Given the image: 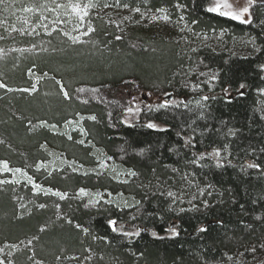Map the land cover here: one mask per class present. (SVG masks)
Listing matches in <instances>:
<instances>
[{
  "label": "trees",
  "instance_id": "16d2710c",
  "mask_svg": "<svg viewBox=\"0 0 264 264\" xmlns=\"http://www.w3.org/2000/svg\"><path fill=\"white\" fill-rule=\"evenodd\" d=\"M113 1L167 8L177 26L184 22L194 32L223 31L225 46L191 48L143 30L116 39L101 21H95L84 44L69 43L58 32L44 35V25L35 38L17 36L15 30L23 28L18 18L22 9L43 11L40 6L49 0L0 3V44L6 46L0 80L7 85L0 88V158L30 168L42 184L68 194L78 187L109 189L124 193L128 201L92 208L77 199H56L65 213L58 218L55 199L29 192L22 181L0 183V246L6 244L0 260L82 264L72 254H83L88 247L104 257L93 264H264V0H254L249 23L207 12L211 0ZM240 37L252 39L256 48L231 50ZM19 40L47 48L36 53L8 50ZM30 67L46 68L61 79L69 98L52 80L32 94L12 91L26 83ZM209 77H215L210 86ZM134 78L142 89L170 91L171 99L164 98L177 105L157 109L160 102L142 103L137 119L126 122L129 89L141 90ZM192 81L200 87H191ZM77 113L83 115L85 145L75 134L68 137L59 130ZM149 122L164 130L148 128ZM43 142L85 163L93 160L96 146L136 175L126 181L108 173L45 172L36 167L46 156ZM212 150L220 151L222 163L210 155ZM252 163L260 167L249 168ZM190 181L204 193L194 206L177 207L169 188ZM109 219L117 221V231ZM29 240L35 245L34 259L28 247H11Z\"/></svg>",
  "mask_w": 264,
  "mask_h": 264
},
{
  "label": "rangeland",
  "instance_id": "374dc122",
  "mask_svg": "<svg viewBox=\"0 0 264 264\" xmlns=\"http://www.w3.org/2000/svg\"><path fill=\"white\" fill-rule=\"evenodd\" d=\"M119 1V0H117ZM89 0H49L44 5L47 6V10L43 11L41 9H32V11H26V9H22V13L18 15L19 21L22 23L23 28L17 31V36H25L31 35L32 38L38 36L41 32L47 34H51L53 32H58V34L65 38L69 43H77L84 44L88 43L92 33L95 31V21H101L104 26H106L109 30L113 31L114 38H121L122 35L130 33L131 31L143 30L149 36H158L166 39L167 41H172L179 43V45L190 46L191 48L198 45H209L214 46L215 48L225 46V33L223 31H218L217 33H200L194 32L189 29V27L184 23H180L178 26L175 24V17L172 16L171 12L167 8H157L155 10L144 8V7H131L128 5H121L119 2H114L113 0H92L95 4V7L88 9V15L84 17L81 21L76 13H74L71 7L67 8H59L56 11H52L51 9L55 8L56 4L68 5L79 3L81 6L87 4ZM215 0H211V6H213ZM222 2V0H221ZM229 3H232L235 8H241L247 6V0H228ZM107 5V6H106ZM139 9L137 12L135 9ZM167 16L168 19H164ZM43 17V18H42ZM155 17V19H154ZM251 18V6H249V13L246 14L245 19L250 20ZM58 21V23L56 22ZM264 21V18H263ZM43 25H47L46 30L43 31ZM89 27L94 29L93 31H88ZM42 30L40 31V29ZM29 31V32H28ZM67 33V35H65ZM86 33V34H85ZM33 34V35H32ZM70 36L78 37V40L74 42L70 39ZM236 40L231 43L229 47L231 50L237 53H248L253 51L256 48L253 40L249 37H240L235 38ZM32 42L27 44V40H19L16 43H10L9 47L11 51H32L42 52L43 49H46L47 46L43 45H35L33 40ZM4 43L0 44V55L6 49ZM7 50V51H8ZM5 53V52H4ZM27 81L25 84H22L19 87H13L12 91L25 92L28 94H32L37 90L41 89V86L46 81H59L57 83L60 90L61 86L63 90L67 92L65 88V84L59 78L54 77L48 69L43 68V70L39 71L34 67H30L26 71ZM134 81L141 88V90H135L134 88L129 89L131 93L130 100L127 103L124 112V119L126 122H132L137 119L139 110L141 108L142 103H157L165 100L164 93H170L168 90H159V91H151L142 89L143 86L140 83V80L134 78ZM195 81V80H194ZM191 82V87L199 88L201 84L199 82ZM213 77H209L206 80L208 86L212 84ZM0 83L1 80H0ZM42 83V84H41ZM198 85V87H197ZM33 87L35 90H33ZM28 89V91H24ZM261 93V105L264 107V89L260 90ZM168 99V98H167ZM171 99V98H170ZM128 108H132V112L129 113L127 111ZM83 119V115L80 113L75 114L73 118H67L62 122L59 130L63 135H67L68 137L76 136L77 141H83V144H87L85 140V131L81 127V121ZM150 123V122H149ZM159 126L156 122H151ZM55 128V126H52ZM43 151L45 153V157L42 161L38 162L36 167L42 168L45 172H77V173H108L115 180H130L134 176L130 175L131 172L129 169H125L117 165L113 160L109 159L107 155L96 146L91 151V155L93 156V160L89 163H85L78 158L67 155L65 151L62 149L55 147L47 142H43ZM216 150L210 151V155L215 159L217 163H222V155L220 153L219 157H215L212 153ZM220 152V151H219ZM93 153V154H92ZM0 162H8L4 159L0 158ZM8 165V163H7ZM9 170H4L3 164L0 163V181H4V183H20L24 182L29 188V192L31 193H42L43 198L47 197L46 200H54L52 204L54 209V214L56 217L64 218L65 213L61 211V203L60 201L64 199H77L83 202L84 206L97 208L101 205H108L109 203H127V197L122 192H112L109 189H95L88 187H78L73 191V194H68L66 191H61L59 188H53L52 186H47L42 184V181L38 176H36L30 168L26 166L19 165H8ZM21 169V172L16 173L12 170ZM29 177H31V182L29 181ZM185 180H188L184 177ZM182 179V180H184ZM187 182V181H186ZM182 183V184H181ZM181 186L177 189L169 188L170 192L174 194V199L176 201L177 207H192L199 200L201 195L204 193V189L199 188L196 184L191 181L187 184L185 182H180ZM34 185H39V189H37ZM84 189L87 193L86 195L80 194V189ZM51 191H47V190ZM201 189V190H200ZM60 192L65 194L64 199H60L58 196L53 193ZM109 193L111 195H109ZM59 199V200H56ZM23 199L20 197V201ZM202 201V200H201ZM204 201V200H203ZM59 205V207H57ZM68 221L69 219L66 218ZM31 241V240H29ZM22 241L21 244H17L15 248H29L30 257L35 258V250L34 243L31 241ZM6 244L0 246V249L4 252V248ZM97 254L92 251L90 248L86 247L83 254L73 253L72 257L78 259L82 264H93L98 259H104L102 255L96 256ZM44 263V261H43Z\"/></svg>",
  "mask_w": 264,
  "mask_h": 264
},
{
  "label": "snow or ice",
  "instance_id": "6c2138e0",
  "mask_svg": "<svg viewBox=\"0 0 264 264\" xmlns=\"http://www.w3.org/2000/svg\"><path fill=\"white\" fill-rule=\"evenodd\" d=\"M4 0H0V3H3ZM238 2V0H237ZM254 0H247V6H244V7H241V8H235L234 5L232 3H229L228 0H215L213 6H210L206 9L207 12L209 13H216L218 14L219 16L221 17H226V18H230L234 21H239L240 23H249L250 20L248 19H245V16L246 14L249 13V6H251L253 4ZM53 3H55V0H53ZM107 6V5H106ZM178 7H183V5H177ZM42 9L44 10H47V6L46 5H41L40 6ZM67 7H71L72 11L74 13H76L79 17V19L82 21L84 19V17H86L88 15V9L90 8H93L95 7V4L92 2V0H89V2L87 4H84L83 6H81V4L79 3H74V4H68V5H61V4H56L55 8L51 9L52 11H56V9H59V8H67ZM26 11H32V9H26ZM135 11L139 12L140 10L137 8L135 9ZM43 18V17H42ZM155 19V17H154ZM164 19H168L167 16L164 17ZM181 19H183V17H181ZM58 23V21H56ZM45 28H47V25H44ZM94 29H92L91 27H89L88 31H93ZM86 34V33H85ZM65 35H67V33H65ZM70 39H72L74 42H76L78 40V37H75V36H70L69 37ZM119 39V37H117ZM215 77H213L214 79ZM57 83H60L59 81H57ZM198 87V85H197ZM241 88L244 87L243 84L240 85ZM0 88H7V85L4 84V83H0ZM33 90L34 87H33ZM24 91H28V89H25ZM61 91L63 92V95L65 96V98H69V95H68V92L64 91L63 90V87L61 86ZM78 91L80 92H83L85 91V89L81 88V89H78ZM93 92L96 91V89H92ZM165 96H168L170 95L169 93H164ZM204 100H207L209 99L207 96L203 97ZM179 103H184L183 101H180ZM197 103L199 104V101H197ZM177 105V102L176 101H173V100H162L158 105H156L157 109H167L171 106H176ZM187 105H185L186 107ZM149 108H151L152 106L149 105L148 106ZM127 111L129 113H131L133 110L132 108H128ZM90 119H93L95 120V117H90ZM147 127L150 128V129H157V130H161L163 131L164 129H158V126L154 123H148L147 124ZM80 143H83V141H80ZM187 143V142H186ZM213 156L215 157H219L220 156V152L219 150H216L212 153ZM110 159V157H109ZM3 164V168L4 170H9L8 169V165H7V162H0ZM249 168H259L260 166L258 164H255V163H252V164H249L248 165ZM16 173H19L21 172V169H14L12 170ZM130 175L132 176H135L136 173L135 172H130L129 173ZM29 181L31 182V177L28 178ZM0 183H4V181H0ZM37 189H39V185H34ZM47 191H51L50 189L47 190ZM54 195L58 196L60 199H64L65 198V194L63 193H60V192H55L53 193ZM80 194L81 195H86L87 193L85 192V190L82 188L80 189ZM109 195H111L109 193ZM168 196H174V194L172 192H169L168 193ZM139 203V202H137ZM41 208L45 207V205H40ZM57 207H59V205H57ZM108 224L109 226H111L112 228V231H117L118 230V227H117V221L116 220H112V219H109L108 220ZM77 227H80L79 225H77ZM120 228H122V225L120 226ZM85 232H87V229H84ZM172 233L174 235H178V233L176 232L175 228H172L171 229ZM201 232L203 231H206V229L204 228H201L200 229ZM124 235L128 236V235H138L139 233H128V232H124L123 233ZM156 234L153 233V236H155ZM29 244H31V241L28 242ZM11 247H16V245H12ZM0 251H2V249H0ZM0 264H4V261L3 260H0Z\"/></svg>",
  "mask_w": 264,
  "mask_h": 264
},
{
  "label": "water",
  "instance_id": "95a60500",
  "mask_svg": "<svg viewBox=\"0 0 264 264\" xmlns=\"http://www.w3.org/2000/svg\"><path fill=\"white\" fill-rule=\"evenodd\" d=\"M171 95H168L167 98L169 99Z\"/></svg>",
  "mask_w": 264,
  "mask_h": 264
}]
</instances>
